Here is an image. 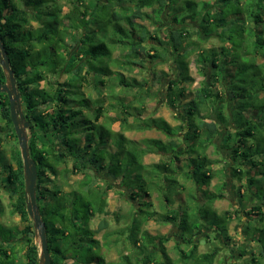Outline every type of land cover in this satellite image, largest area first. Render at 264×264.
I'll list each match as a JSON object with an SVG mask.
<instances>
[{
	"label": "trees",
	"instance_id": "obj_1",
	"mask_svg": "<svg viewBox=\"0 0 264 264\" xmlns=\"http://www.w3.org/2000/svg\"><path fill=\"white\" fill-rule=\"evenodd\" d=\"M67 1L71 6L64 13L61 0H0V38L31 120L29 145L38 168L37 202L51 264L106 263L100 249L111 235L103 234L106 242L96 238L107 223L94 229L92 221L110 213L111 186L135 202L122 229L124 238L114 241L132 246L122 264H215L221 250L236 249L229 233L235 217L242 219L247 239L256 242V247L240 249L248 256L246 264H264V0ZM190 21L198 22L200 40L214 36L222 42L198 51L195 60L206 78L195 89L188 68L198 42L192 39ZM160 46L175 57L176 75L166 86V99L182 108L181 131L162 117H143L140 105L113 93V85L106 83L114 79L149 94L144 89L148 81L129 73L141 71L149 58H162ZM154 74L159 80V73ZM5 80L0 64V81ZM91 82L107 85L108 97L117 100L124 115L109 117L104 99L81 89ZM117 120L119 130L113 128ZM153 128L166 139L137 141L125 133ZM5 135L17 139L9 97L0 91V148ZM211 146L229 151L231 177L240 182L237 209L219 212L214 207L226 197L228 182L223 169L213 167L218 160L208 155ZM151 153L163 158L147 162ZM11 155L9 162L0 150L6 172L1 184L9 192L12 213L26 222L22 231L30 234L24 249L18 228L0 223V264H39L19 145ZM70 172L82 178L66 191L65 180L72 184ZM101 175L113 183L94 186ZM215 177L222 181L212 190ZM151 219L180 231L177 259L165 246L169 235L142 229ZM218 235L224 246L219 241L200 251L203 241Z\"/></svg>",
	"mask_w": 264,
	"mask_h": 264
},
{
	"label": "rangeland",
	"instance_id": "obj_2",
	"mask_svg": "<svg viewBox=\"0 0 264 264\" xmlns=\"http://www.w3.org/2000/svg\"><path fill=\"white\" fill-rule=\"evenodd\" d=\"M62 4L64 5V13L67 12L71 6V4L67 0H61ZM150 12L151 10L148 9ZM146 24L150 25V28L152 29L153 26L149 23V21L145 22ZM162 25V24H159ZM190 27V30L192 31L193 40L198 42V45H194L195 52L189 57V73L191 75L192 82H190L191 89H195L196 87H199L201 82L206 78L201 72H199V65H197L196 57L198 51L204 46L211 47L215 45L222 44V42L217 37H209V36H203V40H200L198 38L199 31H198V22L196 21H190L187 24ZM166 48V50H165ZM160 49H163V57L162 58H156L154 60L150 59L148 60L146 66L142 68L141 71L136 69L133 72L129 73L130 77H136L138 80H147V87L144 89H150V93H144L142 90L139 89H127L126 87H123L122 85L118 84V81L109 80L106 82L107 84L113 85V93H118L120 96H123L126 101H130L133 103L134 106H141L143 117H162L166 119L171 126L177 127L179 126V130L181 131V126L183 124V118L182 115V108L179 103H176L174 106H170L167 103V93H166V86L169 83V79L174 77L176 75V64H175V57L172 54L171 50L168 49L165 46H160ZM117 52V51H116ZM153 53V52H151ZM155 72H158L161 76L159 80L155 78ZM167 73V74H163ZM67 75H63L61 79H66ZM105 81L107 78H104ZM44 83V82H43ZM84 91L91 93L93 97L96 99L102 98L104 99V107L106 109V114L109 117H119L120 115H124L122 113L123 108L117 104V100L109 98L108 96L111 95V92L106 85L101 84H95L93 82L84 83L81 86ZM101 90V91H99ZM140 93V94H139ZM142 93V94H141ZM23 103V102H22ZM110 103H114L115 106L110 105ZM24 107V106H23ZM90 115L92 116L91 112ZM215 115V110H214ZM130 121L133 120V117H129ZM120 121L117 120L113 124V128L115 130L120 129ZM29 133V131H28ZM126 135L134 140H142L143 138L148 137H155V138H163L166 139V136L163 132L153 128L149 130H130L125 132ZM216 143L219 145L221 144V138L216 140ZM19 145L18 139L5 135L3 136V141L1 145V153L6 158L7 161H13L12 158V152L14 148ZM20 148V147H19ZM207 153L210 157L213 159L218 160L217 163L213 165L214 169H223L224 176L223 180H226L228 184L226 185V197L223 199H218L214 203V207L219 212H224L226 210H233L240 207V204L238 202V192L237 189L239 187V183L237 180H233L231 177V163L230 160V154L229 151L225 148H216L214 146H211ZM163 156L157 153H151L146 156L147 162L152 161H159ZM0 164V209H2V212H0V223H2L5 226H14L17 227L19 230V236L22 237L20 242L22 247L24 249L26 248L25 243L27 242V239L29 237L28 232H23L22 230L26 227V222L22 220L20 215L12 213V206H11V199L9 192L7 189L3 187L1 183H3V180L6 176V172H4L3 166ZM72 162L69 161L68 166L71 169ZM64 167V166H62ZM69 174V181L72 184H69L68 180H65L64 183V189L70 190L72 189L76 183H78L79 179L82 178L80 174L73 175ZM222 180L220 177H215L212 180V183L210 185V189L214 190L216 185L220 183ZM64 182V181H63ZM109 177L107 175H101L99 178L95 179L94 186L99 187L100 185L102 187H106L110 185ZM113 183V182H112ZM103 189V188H102ZM107 200H108V209L110 213L108 215H97L93 218L92 221V227L95 229L99 226V224L102 221H105L107 223L106 227L101 230L99 233L96 234V238H99L102 240V242H106L105 238H103V234L106 232H110L111 240L107 244H103L100 253L105 257L106 263L105 264H122L123 258L122 255H129L132 253V246L131 244H128V246L117 244L114 241L118 238L123 239L124 235H122V229L127 226L129 216L133 212L135 206V202L126 199L123 195L120 194L118 191V188H115L114 186L109 187L107 189ZM118 213V214H116ZM126 215V217L124 216ZM244 220L247 219V216L243 217ZM242 219L239 217H235L231 219L229 222V233L231 234V237L233 238V242L236 243V249L232 251L231 249L224 248L221 250L218 260L215 262V264H246L248 261V256H242L240 249L243 247L253 248L251 245H254L256 247V242H252V240L247 239L246 234L242 230ZM142 229H148L151 234L158 235V234H166L169 235L170 240L166 242L165 246L169 252V255L177 259V252L175 251V244L176 240L179 239L178 235L180 231L177 230V228L173 224H164L161 223L158 220H149L145 225H143ZM23 232V233H22ZM218 239H214L212 237L210 241L205 242L203 241L200 245V251L204 252L209 250L211 247H213V244H217L219 241H221V245L224 246V238L220 237L218 235ZM36 241L38 243V249H39V241L36 238ZM123 242V241H122ZM220 243V242H219ZM232 243V242H231ZM230 246V245H229ZM231 247V246H230ZM158 254V253H157ZM156 254V255H157ZM23 255V250L21 253V256ZM142 257V256H141ZM123 259V260H122ZM125 261V260H124Z\"/></svg>",
	"mask_w": 264,
	"mask_h": 264
},
{
	"label": "water",
	"instance_id": "obj_3",
	"mask_svg": "<svg viewBox=\"0 0 264 264\" xmlns=\"http://www.w3.org/2000/svg\"><path fill=\"white\" fill-rule=\"evenodd\" d=\"M0 64L6 77L4 83L0 81V91L6 93L10 101L11 119L23 159L25 192L27 195L26 208L33 221L35 236L39 241V264H51L52 256L47 239V227L37 202L38 168L30 152L28 133L30 122L23 109L22 95L17 86L15 71L11 66L9 55L1 38Z\"/></svg>",
	"mask_w": 264,
	"mask_h": 264
},
{
	"label": "flooded vegetation",
	"instance_id": "obj_4",
	"mask_svg": "<svg viewBox=\"0 0 264 264\" xmlns=\"http://www.w3.org/2000/svg\"><path fill=\"white\" fill-rule=\"evenodd\" d=\"M4 83V82H3ZM23 109H24V112H25V114H26V116H27V118H28V120H29V122H30V125H31V120H30V117H29V114L25 111V108L23 107ZM30 128V127H29ZM28 131H29V129H28Z\"/></svg>",
	"mask_w": 264,
	"mask_h": 264
},
{
	"label": "bare ground",
	"instance_id": "obj_5",
	"mask_svg": "<svg viewBox=\"0 0 264 264\" xmlns=\"http://www.w3.org/2000/svg\"><path fill=\"white\" fill-rule=\"evenodd\" d=\"M201 57V56H200ZM183 66V65H182ZM186 67V66H185ZM189 69V68H188ZM180 71V70H179ZM209 84V83H208ZM210 85V84H209ZM202 88V87H201ZM218 95V94H217ZM199 119H201V118H199ZM235 179V178H234ZM150 207V206H149Z\"/></svg>",
	"mask_w": 264,
	"mask_h": 264
}]
</instances>
